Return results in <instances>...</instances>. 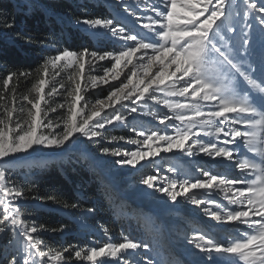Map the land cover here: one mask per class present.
<instances>
[{
	"label": "snow or ice",
	"instance_id": "6c2138e0",
	"mask_svg": "<svg viewBox=\"0 0 264 264\" xmlns=\"http://www.w3.org/2000/svg\"><path fill=\"white\" fill-rule=\"evenodd\" d=\"M123 7L125 12L141 19L126 5ZM229 8L233 9L231 13ZM143 10L151 13L143 17L147 22L142 24L150 36L133 33L111 18L78 19L77 23L87 28L107 30L111 37L123 42V46L116 51L103 52L64 49L46 59L41 66L42 72L32 84L34 97L20 96V101L30 108L26 109L23 103L17 107V95L12 90V107L5 106L0 116V164L3 165L0 166V234L10 233L9 243L16 245L10 264H73V254L76 260L90 264H105L108 259L115 260L116 264H154L150 258L137 260L132 255L140 249L148 250L149 244L127 237L124 242L107 243L98 248L76 250L69 245L62 250L46 249L39 235L47 230L45 226L33 224L29 227L22 218L17 201L25 197V190L10 182L8 176L17 154L28 153L35 146L63 149L78 137L101 144L100 151L119 157L115 163L121 166L136 167L145 159L174 150L192 155L197 147L212 157L236 159V166L244 173L242 178L202 170V178L169 180L165 185L158 184V176L150 174L145 175L141 183L173 203L184 197L198 208L203 206V212L216 221L246 226V230L238 228V234L230 236L226 243L214 234L194 232L188 243L203 254L204 264H220V258L225 255L234 256L243 264H264V69L259 77L255 76L256 68L249 60L253 28L257 27L264 38V0H242L241 4H234L232 0H148ZM234 16L242 23L239 43L235 35L237 28L232 23ZM4 26L13 25L6 21ZM89 58L107 60L110 66L103 67L102 74L86 76V64L90 70L95 67L88 63ZM129 65L131 75L121 80L124 68ZM49 66L75 68L76 73L68 77L74 87L66 89L63 83L52 84L45 93L50 84ZM77 75L81 82L75 79ZM30 76V72L8 73L3 79V88L9 89L14 80ZM138 76L139 79H134ZM112 81L120 82L114 85ZM242 82L248 87H243ZM101 86H108L107 96L91 104L83 94L84 89ZM61 89H65L66 98L71 97L70 102L65 99V102L55 103L51 99L64 95ZM2 99L4 97H0ZM149 101L163 105L172 113L157 116L150 110L148 114L157 117L166 129L171 127L173 133L132 128L137 136L144 137L142 141L105 135L108 126L126 123L122 108L136 113L137 107L129 105L138 102L147 105ZM106 109H112L111 113ZM15 113H26V118L17 115L14 119ZM49 113H55V118ZM232 113L236 116L230 119L228 114ZM41 129L50 132L43 134ZM15 130H19L18 134L12 135ZM202 135L215 136L217 142H206L199 138ZM104 139L109 144L120 141L142 144L151 150L105 147L101 143ZM241 141L248 152L259 157L258 160L240 151ZM167 170L177 172L173 166ZM214 189H219L228 206L234 207L210 198ZM41 199L56 201L54 196ZM64 230L65 226L51 229Z\"/></svg>",
	"mask_w": 264,
	"mask_h": 264
},
{
	"label": "rangeland",
	"instance_id": "374dc122",
	"mask_svg": "<svg viewBox=\"0 0 264 264\" xmlns=\"http://www.w3.org/2000/svg\"><path fill=\"white\" fill-rule=\"evenodd\" d=\"M71 5L85 6L82 11V16L76 19H69L60 14L53 16L55 21L66 25L71 33L78 32L83 37L90 40L89 45L75 48V52H82L84 49L90 51H116L123 46V42L117 41L111 37L110 33L104 29H90L83 24H78L77 20L82 18H111L118 22L120 25L125 26L133 33L139 32L141 35L150 36L148 30L142 28V24L147 21L143 19L145 15H150V12H145L143 9L148 0H67ZM234 4H241L242 0H232ZM22 10L31 8L32 4L37 5V0H21ZM126 5L132 13H136L141 19L137 20L136 16L131 15L124 10ZM24 8V9H23ZM239 10V9H237ZM233 11L229 8V12ZM232 23L237 28L235 34L239 43V29L242 26L239 17H233ZM255 24V21H253ZM257 31V32H256ZM257 34H256V33ZM62 35H67V29L62 32ZM259 40V41H258ZM250 51L252 52L249 57L253 67L256 68L255 76L261 75V70L264 69V38L257 27H254L250 33ZM258 41V42H257ZM260 42V43H259ZM87 46V47H86ZM259 48V51H258ZM58 53V52H57ZM138 55V54H137ZM135 57L133 63H135ZM89 64H94V69L90 70L88 64L85 66V75L102 74V68L110 66L109 61H92L89 58ZM131 65L124 68V72L120 79L125 80V75H131L129 69ZM155 70V69H154ZM73 67H56L49 66L48 76L50 84L45 88V93L50 90L52 84L57 86L61 83L65 85L66 89H72L74 85L68 79L70 75L76 73ZM59 72V75L56 73ZM77 82H81L79 76H75ZM139 79V76L134 78ZM120 81H112L114 85H118ZM126 82V81H125ZM243 84V82H242ZM83 86V84H82ZM243 87L247 88L246 84ZM64 95H55L51 98L55 103L65 102V99L70 102L71 97L66 98L65 89L60 90ZM109 91L108 86H101L97 89L87 87L84 89V95L91 104L95 103L97 98H104ZM158 95H163L158 93ZM46 99H48L46 97ZM181 99L183 98H172ZM91 104L89 106H91ZM55 106V104L53 105ZM137 107L136 113H130L127 108H122L121 111L126 117V123H116L115 126H108L106 136H125L131 140H143L144 137H139L136 132L131 129L136 128L140 130H160L161 132L173 133V129L159 123L157 117L150 116L149 111H155L157 116L165 113L171 115L172 113L163 105H157L155 102L149 101L147 105L139 103L137 105H129V107ZM119 107V105L117 106ZM207 110V107L204 109ZM86 111V110H85ZM111 113L112 109H106ZM131 114V115H130ZM50 116H55V113H49ZM130 115V116H129ZM134 115V116H133ZM229 118H234L235 113L228 114ZM246 115V114H242ZM132 116V117H131ZM138 116V117H137ZM132 118V119H131ZM258 119V117H257ZM132 120V121H131ZM172 123H179L172 121ZM235 127H241L235 125ZM14 128V127H13ZM19 130H15L12 135L18 134ZM41 133L49 134L50 130L41 129ZM58 132L59 129H56ZM206 142L211 140L217 142L215 136L213 137H199ZM223 137H221L222 139ZM193 139H196L194 137ZM105 147H116L127 150H141L150 151L142 144L137 145L120 141L118 143L109 144L107 139L101 141ZM241 143V152L248 158L259 159L255 153L248 152ZM222 146V145H220ZM101 144L81 140L79 137L73 140L72 143L67 144L63 149H50L42 146H35L34 150H29L28 153L17 154L15 163H28L30 161L40 162L44 159L58 160L61 157L78 156L79 159L86 163L87 170L90 171L92 176L98 178V192L100 193L106 209L111 213V219L104 220L102 212L95 208L92 210L80 211L76 215H67L69 221L72 222V227L65 228L64 231L56 233L57 238L63 240L66 235H70L75 243L71 246L76 250L90 249L92 247H102L107 243H120L124 242L125 237L133 241H140L149 244L148 250L140 249L132 253L133 257L137 260H143L145 257L150 258L154 264H204L203 254L199 253L194 247L188 243V239L196 232H206L214 234L217 239L227 242L230 236L237 235V229H245V225H237L235 222L224 223L223 221H216L214 218L208 216L203 212L202 207H196L191 204L184 197H180L178 203H173L162 193L149 189L141 183L145 175L155 174L158 176V184L167 185L169 180H183L192 178H202V170H208L213 174L224 173L229 178H242L244 173L236 166V159L232 161L212 157L199 151L195 148L192 155L187 152H180L174 150L172 153H161L159 160L154 164H144L140 162L136 167L128 165H118L115 163L119 157L104 154L100 151ZM234 148L235 145H228ZM161 156V157H160ZM7 159V158H6ZM191 159V160H190ZM63 163L66 160L62 159ZM0 166H3L0 164ZM173 166L177 172H169L167 169ZM249 178H252L249 176ZM203 191V190H200ZM207 196V194H205ZM85 198V197H84ZM217 203L228 206V201L224 199L223 193L219 189L212 190L211 197ZM19 201V200H18ZM17 201V203H18ZM40 206V205H39ZM229 208L234 206H228ZM41 208V207H39ZM153 208H157L153 211ZM170 208L171 212H166ZM213 210L215 206H212ZM163 211L164 215L159 216V212ZM61 215L66 216L65 212H60ZM166 221H165V220ZM166 223V224H165ZM107 233V234H106ZM43 235L51 234L46 233ZM42 239V238H41ZM44 241V239H42ZM69 246V245H67ZM65 246V247H67ZM16 245L7 244L4 247L2 254L6 258L12 259L15 254ZM73 264H90L87 261L76 260L73 254ZM105 264H116L115 260L108 259ZM220 264H243L242 261L238 262L234 256H222Z\"/></svg>",
	"mask_w": 264,
	"mask_h": 264
},
{
	"label": "trees",
	"instance_id": "16d2710c",
	"mask_svg": "<svg viewBox=\"0 0 264 264\" xmlns=\"http://www.w3.org/2000/svg\"><path fill=\"white\" fill-rule=\"evenodd\" d=\"M20 3L21 0H0V97H4L0 100V116L5 106L12 107L13 89L17 95V107L23 103L26 109L30 108L26 102L20 101V96L29 94L30 98L34 97L32 84L42 72L41 66L46 59L60 50L74 51L90 43L86 37L78 32L71 33L66 25L53 18L60 14L74 20L82 16V11L88 5H71L67 0H37L40 7L32 4L31 8L23 11ZM6 21L12 22L13 26L5 27ZM66 29L67 35H62ZM11 72H30L31 76L20 77L10 83L9 89H4L3 79ZM17 115L21 119L26 118V113H15L14 119ZM8 176L10 182L25 190V197L18 204L27 225H43L47 229L39 234L44 239L46 249L62 250L75 243L70 235L61 240L56 236L60 231H51L61 226L72 227L67 215L97 208L104 220L108 222L111 219V213L107 211L98 192V178L92 176L85 161L82 162L78 156L44 159L37 163H13ZM48 196L56 197V201L41 199ZM65 204L68 207H64ZM73 204L78 207H71ZM62 211L66 216L60 214ZM46 233L51 236L43 235ZM10 240V233L0 234V264H10L11 259L2 254Z\"/></svg>",
	"mask_w": 264,
	"mask_h": 264
},
{
	"label": "bare ground",
	"instance_id": "6f19581e",
	"mask_svg": "<svg viewBox=\"0 0 264 264\" xmlns=\"http://www.w3.org/2000/svg\"><path fill=\"white\" fill-rule=\"evenodd\" d=\"M131 115V114H130ZM129 115V116H130ZM134 116V115H133ZM127 117V116H126ZM132 117V116H131ZM138 117V116H137ZM132 119V118H131ZM132 121V120H131ZM161 157V156H160ZM160 158H159V156H156V157H151V158H148V159H145V161H144V164H154L155 162H157L158 160H159ZM191 160V159H190ZM142 161V162H143ZM157 208H153L152 210L153 211H155ZM172 210L170 209V208H168L167 209V211L166 212H171ZM159 212V216L161 217L162 215H164V212L163 211H157L156 213H158ZM165 220V219H164ZM166 221V220H165ZM166 224V223H165Z\"/></svg>",
	"mask_w": 264,
	"mask_h": 264
}]
</instances>
